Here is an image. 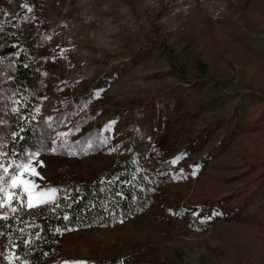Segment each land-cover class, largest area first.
I'll return each instance as SVG.
<instances>
[{"label":"rangeland","instance_id":"obj_1","mask_svg":"<svg viewBox=\"0 0 264 264\" xmlns=\"http://www.w3.org/2000/svg\"><path fill=\"white\" fill-rule=\"evenodd\" d=\"M11 37L38 62L37 143L21 166L4 148ZM263 37L264 0H0V214L28 221L0 264H29L36 205L130 154L151 162L148 197L57 233L54 259L264 264Z\"/></svg>","mask_w":264,"mask_h":264},{"label":"trees","instance_id":"obj_2","mask_svg":"<svg viewBox=\"0 0 264 264\" xmlns=\"http://www.w3.org/2000/svg\"><path fill=\"white\" fill-rule=\"evenodd\" d=\"M19 42L12 77L13 95L7 108V122L10 129L4 148L7 157L16 166H21L27 148L37 143L38 95L37 59L31 55L18 37ZM255 52L264 54V37L257 39ZM200 70L201 62L196 60ZM151 162L133 154L108 168L104 174L92 181L75 182L71 195L61 198L52 207L36 205L33 222L39 228L29 253V264H62V259H54V237L73 226H89L95 222L113 223L123 213L134 212L141 201L148 197V172ZM6 196L0 184V206ZM28 221L20 214H0V249L16 245L22 252L27 238ZM1 260V258H0ZM136 264L133 257H127L121 264ZM116 264V262H114Z\"/></svg>","mask_w":264,"mask_h":264},{"label":"snow or ice","instance_id":"obj_3","mask_svg":"<svg viewBox=\"0 0 264 264\" xmlns=\"http://www.w3.org/2000/svg\"><path fill=\"white\" fill-rule=\"evenodd\" d=\"M25 167H27V166H25ZM21 183H24L25 185H27L28 182L21 181ZM16 184H17V180H13V186H16ZM26 190H27V188H26Z\"/></svg>","mask_w":264,"mask_h":264}]
</instances>
